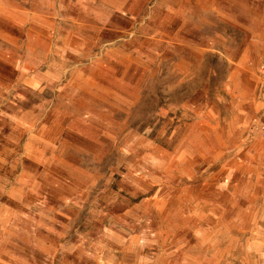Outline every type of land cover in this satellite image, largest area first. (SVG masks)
<instances>
[{
  "label": "rangeland",
  "instance_id": "obj_1",
  "mask_svg": "<svg viewBox=\"0 0 264 264\" xmlns=\"http://www.w3.org/2000/svg\"><path fill=\"white\" fill-rule=\"evenodd\" d=\"M264 0H0V264H264Z\"/></svg>",
  "mask_w": 264,
  "mask_h": 264
},
{
  "label": "built area",
  "instance_id": "obj_2",
  "mask_svg": "<svg viewBox=\"0 0 264 264\" xmlns=\"http://www.w3.org/2000/svg\"><path fill=\"white\" fill-rule=\"evenodd\" d=\"M262 112H263V117H264V97H263V109H262ZM264 128V126H263Z\"/></svg>",
  "mask_w": 264,
  "mask_h": 264
}]
</instances>
